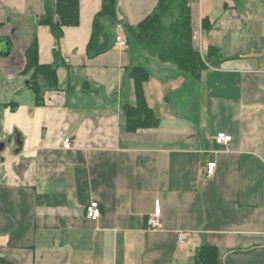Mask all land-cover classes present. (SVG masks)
Segmentation results:
<instances>
[{
  "label": "crops",
  "instance_id": "crops-1",
  "mask_svg": "<svg viewBox=\"0 0 264 264\" xmlns=\"http://www.w3.org/2000/svg\"><path fill=\"white\" fill-rule=\"evenodd\" d=\"M54 3L0 0V256L196 264L208 245L217 264H264V0H187L205 63L199 77L132 41L130 27L160 0H117V22L101 17L106 49L97 54L88 45L103 0H79V23L64 27L59 54L51 26L40 23ZM34 38L40 63L58 76L39 101L22 72ZM136 66L148 71L143 89L156 121L130 129ZM61 130L71 149L58 142ZM220 132L231 141L219 143ZM92 201L97 220L86 214ZM156 206L161 226L150 228Z\"/></svg>",
  "mask_w": 264,
  "mask_h": 264
},
{
  "label": "trees",
  "instance_id": "trees-1",
  "mask_svg": "<svg viewBox=\"0 0 264 264\" xmlns=\"http://www.w3.org/2000/svg\"><path fill=\"white\" fill-rule=\"evenodd\" d=\"M116 2L117 0H103L102 9L95 17L94 31L88 45L93 54L106 49L105 44L100 42V38H105L107 33L101 17L106 16L117 22ZM179 6L180 17L174 8V0H160L158 7L150 16L139 25L130 27L131 39L135 43L144 44L150 53L161 61L173 63L180 71L199 77L205 63L193 46V30L187 0H182ZM40 23L51 26L57 40L55 52L59 54L64 27L79 23V0H55L53 6H47L46 14L40 19ZM3 25L4 23L0 21V28ZM25 57L26 66L22 72L29 75V86L37 94L39 101L45 89L58 87L57 68L53 64L40 63L36 38L27 47ZM132 75L135 79L138 103L127 106L126 112L129 128L136 129L152 124L156 118L145 101L143 84L148 79V71L143 66H136L132 69ZM1 107L0 104V111ZM0 262L12 264L1 256ZM196 264H217L216 248L202 246L197 252Z\"/></svg>",
  "mask_w": 264,
  "mask_h": 264
},
{
  "label": "built area",
  "instance_id": "built-area-1",
  "mask_svg": "<svg viewBox=\"0 0 264 264\" xmlns=\"http://www.w3.org/2000/svg\"><path fill=\"white\" fill-rule=\"evenodd\" d=\"M116 45L122 48H126L129 45V40L123 37L122 35H117ZM216 139L219 143H229L232 139V136L224 132H220L217 134ZM58 142L65 149H71L73 146L72 139L67 135L65 130H61L59 132ZM216 164H217L216 162H210L208 164L207 166L208 175H212L214 173V168L216 167ZM86 214L89 218L93 220H97L102 214L99 202L98 201L90 202V204L86 207ZM147 223L150 228H157L161 226V210L159 206H156L154 212L148 216ZM186 239H187L186 233L180 235V240L185 241Z\"/></svg>",
  "mask_w": 264,
  "mask_h": 264
},
{
  "label": "water",
  "instance_id": "water-1",
  "mask_svg": "<svg viewBox=\"0 0 264 264\" xmlns=\"http://www.w3.org/2000/svg\"><path fill=\"white\" fill-rule=\"evenodd\" d=\"M29 83V81H27ZM11 141V139H10ZM18 142V140H16ZM6 148V141H0V153Z\"/></svg>",
  "mask_w": 264,
  "mask_h": 264
},
{
  "label": "rangeland",
  "instance_id": "rangeland-1",
  "mask_svg": "<svg viewBox=\"0 0 264 264\" xmlns=\"http://www.w3.org/2000/svg\"><path fill=\"white\" fill-rule=\"evenodd\" d=\"M31 43H32V42H31ZM31 43H30V44H31ZM30 44H29V45H30ZM136 44H137V43H136ZM139 44H140V43H139ZM142 45L145 46L144 44H142ZM2 46H3V45H2ZM145 47H146V46H145ZM146 48H147V47H146ZM147 50L150 51L148 48H147Z\"/></svg>",
  "mask_w": 264,
  "mask_h": 264
}]
</instances>
